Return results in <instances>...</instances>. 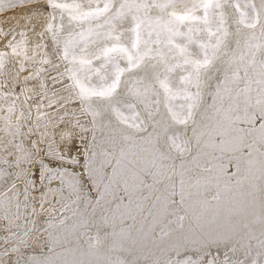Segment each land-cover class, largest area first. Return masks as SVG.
<instances>
[{"label": "snow or ice", "instance_id": "obj_1", "mask_svg": "<svg viewBox=\"0 0 264 264\" xmlns=\"http://www.w3.org/2000/svg\"><path fill=\"white\" fill-rule=\"evenodd\" d=\"M0 264H264V0H0Z\"/></svg>", "mask_w": 264, "mask_h": 264}]
</instances>
